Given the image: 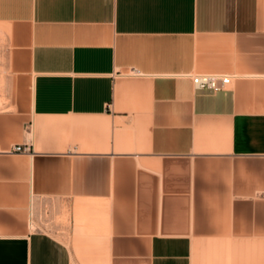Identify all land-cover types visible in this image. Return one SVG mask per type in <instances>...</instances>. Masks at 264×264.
Masks as SVG:
<instances>
[{
  "label": "crops",
  "instance_id": "obj_1",
  "mask_svg": "<svg viewBox=\"0 0 264 264\" xmlns=\"http://www.w3.org/2000/svg\"><path fill=\"white\" fill-rule=\"evenodd\" d=\"M0 32V264L264 248V0H0Z\"/></svg>",
  "mask_w": 264,
  "mask_h": 264
},
{
  "label": "rangeland",
  "instance_id": "obj_2",
  "mask_svg": "<svg viewBox=\"0 0 264 264\" xmlns=\"http://www.w3.org/2000/svg\"><path fill=\"white\" fill-rule=\"evenodd\" d=\"M3 36L0 32V108L3 107V101L6 100L5 88L7 79L5 40ZM39 218L40 224L48 225L46 211H43V215L41 214ZM260 219V223L264 226V216L260 217ZM250 224H255L254 218ZM232 238L237 239L234 236ZM252 238L255 239V237ZM199 256V264H264V248H201L199 249Z\"/></svg>",
  "mask_w": 264,
  "mask_h": 264
},
{
  "label": "built area",
  "instance_id": "obj_3",
  "mask_svg": "<svg viewBox=\"0 0 264 264\" xmlns=\"http://www.w3.org/2000/svg\"><path fill=\"white\" fill-rule=\"evenodd\" d=\"M232 75L225 73L200 72L190 75L195 87L208 90H219L231 81ZM14 151H23L25 147L17 144L13 147Z\"/></svg>",
  "mask_w": 264,
  "mask_h": 264
}]
</instances>
